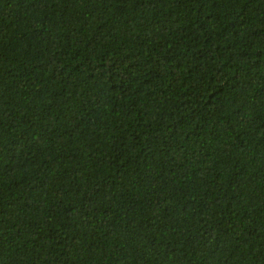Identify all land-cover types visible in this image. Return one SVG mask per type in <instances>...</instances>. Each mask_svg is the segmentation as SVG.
Here are the masks:
<instances>
[{
	"label": "trees",
	"instance_id": "obj_1",
	"mask_svg": "<svg viewBox=\"0 0 264 264\" xmlns=\"http://www.w3.org/2000/svg\"><path fill=\"white\" fill-rule=\"evenodd\" d=\"M0 264H264V0H0Z\"/></svg>",
	"mask_w": 264,
	"mask_h": 264
}]
</instances>
